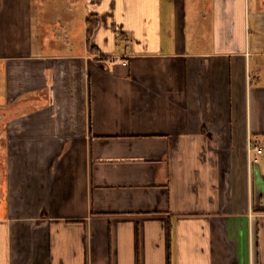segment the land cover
<instances>
[{
    "label": "crops",
    "instance_id": "crops-1",
    "mask_svg": "<svg viewBox=\"0 0 264 264\" xmlns=\"http://www.w3.org/2000/svg\"><path fill=\"white\" fill-rule=\"evenodd\" d=\"M0 264H264V0H0Z\"/></svg>",
    "mask_w": 264,
    "mask_h": 264
},
{
    "label": "trees",
    "instance_id": "trees-1",
    "mask_svg": "<svg viewBox=\"0 0 264 264\" xmlns=\"http://www.w3.org/2000/svg\"><path fill=\"white\" fill-rule=\"evenodd\" d=\"M93 30H94V23H93V21H89V24H88V35H87V39L88 40L90 39V36L92 35Z\"/></svg>",
    "mask_w": 264,
    "mask_h": 264
},
{
    "label": "built area",
    "instance_id": "built-area-1",
    "mask_svg": "<svg viewBox=\"0 0 264 264\" xmlns=\"http://www.w3.org/2000/svg\"><path fill=\"white\" fill-rule=\"evenodd\" d=\"M123 66H125V64H123ZM253 153H255L256 155H260L262 153V149L259 147H254L253 150H251ZM253 163L257 162V159H252Z\"/></svg>",
    "mask_w": 264,
    "mask_h": 264
}]
</instances>
